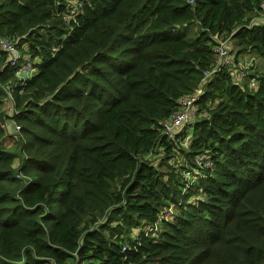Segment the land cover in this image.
I'll return each mask as SVG.
<instances>
[{
  "label": "trees",
  "instance_id": "16d2710c",
  "mask_svg": "<svg viewBox=\"0 0 264 264\" xmlns=\"http://www.w3.org/2000/svg\"><path fill=\"white\" fill-rule=\"evenodd\" d=\"M68 1L0 0V36L36 65L12 100L0 54V264H264V73L203 82L218 37L264 56L263 0H77L67 24Z\"/></svg>",
  "mask_w": 264,
  "mask_h": 264
},
{
  "label": "built area",
  "instance_id": "2783aa9c",
  "mask_svg": "<svg viewBox=\"0 0 264 264\" xmlns=\"http://www.w3.org/2000/svg\"><path fill=\"white\" fill-rule=\"evenodd\" d=\"M69 1L68 3H71V6L64 14V20L67 24H70L73 20H76L79 6L81 5V2H78L77 0ZM261 7L260 15L264 16V0L261 4ZM256 19V22H263V20H261V16H257ZM228 40V37H218L217 42L214 43V66L210 70L204 71L203 82L206 83L207 78L213 73L225 68L232 72L235 81L247 82L248 87H256L258 83V80L254 75L257 66L256 57H249L244 53L238 55L235 53L232 45L228 43ZM54 50H56V48H54ZM2 51L8 53L9 63L11 67H15V76L17 77V81L13 84H8L6 87L10 98L13 100L14 98L12 97V93L14 89L21 87L29 78L36 75V65L30 58H25L23 62L19 61V48L16 45L15 39L12 37L0 36V54ZM205 83H201L195 93H190L180 97L177 108L172 113H170L166 119L160 121L163 131L168 135V137H174L179 131L183 130L186 124L189 122L194 110H196L197 97L203 91V85ZM10 109L13 110L14 108L12 107ZM3 126L12 127L14 131L21 130V125L15 121L11 123H3ZM191 138L192 137H186L183 141L184 145H188ZM198 163L207 167L212 166L210 156L207 154L203 156ZM198 178L199 175H194L193 181L188 180L184 186V189H189ZM169 214L170 211H168L165 216L167 217ZM150 229L152 230L153 227ZM123 250H127V247L124 246ZM67 264H80L77 253H74V258H70Z\"/></svg>",
  "mask_w": 264,
  "mask_h": 264
},
{
  "label": "rangeland",
  "instance_id": "374dc122",
  "mask_svg": "<svg viewBox=\"0 0 264 264\" xmlns=\"http://www.w3.org/2000/svg\"><path fill=\"white\" fill-rule=\"evenodd\" d=\"M261 16V20L264 21V16L263 15H259ZM191 29L189 31H187V33L191 34L190 36L194 35L196 33V28L195 27H190ZM183 29H178L177 33L182 32ZM231 44V43H230ZM232 45V44H231ZM232 47L234 48V46L232 45ZM57 49V48H56ZM235 49V48H234ZM244 54L248 55L249 57H256L257 59V66H256V72H254V74H258V73H264V56H258V55H254L252 53L249 52H245ZM194 119V117H193ZM7 128V127H6ZM185 129V128H184ZM18 141H16L15 137H11V138H6L4 145L6 148H8L9 150H16V152H18ZM15 164L19 165V157L16 158L15 160ZM167 165H164V168H166ZM173 210H175V208H173Z\"/></svg>",
  "mask_w": 264,
  "mask_h": 264
},
{
  "label": "crops",
  "instance_id": "0c3cea01",
  "mask_svg": "<svg viewBox=\"0 0 264 264\" xmlns=\"http://www.w3.org/2000/svg\"><path fill=\"white\" fill-rule=\"evenodd\" d=\"M264 22V21H263Z\"/></svg>",
  "mask_w": 264,
  "mask_h": 264
},
{
  "label": "flooded vegetation",
  "instance_id": "af4514ba",
  "mask_svg": "<svg viewBox=\"0 0 264 264\" xmlns=\"http://www.w3.org/2000/svg\"><path fill=\"white\" fill-rule=\"evenodd\" d=\"M199 88V87H198Z\"/></svg>",
  "mask_w": 264,
  "mask_h": 264
}]
</instances>
